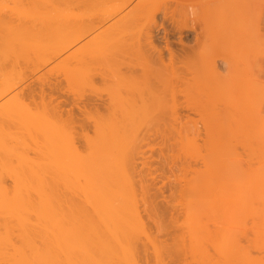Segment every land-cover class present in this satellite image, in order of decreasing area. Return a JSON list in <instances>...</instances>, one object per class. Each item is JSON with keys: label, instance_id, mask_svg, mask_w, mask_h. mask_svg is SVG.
I'll return each instance as SVG.
<instances>
[{"label": "bare ground", "instance_id": "6f19581e", "mask_svg": "<svg viewBox=\"0 0 264 264\" xmlns=\"http://www.w3.org/2000/svg\"><path fill=\"white\" fill-rule=\"evenodd\" d=\"M16 1L17 0H13V3L12 2L11 3L14 5V10L18 11V8L15 7V4H17ZM27 1L28 0L25 1L26 2L25 4H27V6H28V4H32L33 7H35V9L34 8H31V9H33L34 11L37 8L39 9L43 4H45L44 6H47V4H48L49 9L46 7L44 9H47L48 11L52 9V12H50V14L47 16H42L43 14H39V13H41V12H39L38 13L39 16H37V14H35L32 10L35 17L33 15H28L29 13L28 14L25 13L27 15L23 16L24 18H19V17H21V15H25L23 13H24V10H26V9H24V10L21 9V11H23V13L19 9V11L21 12L19 14V11H18V13H16V11L14 12V10H13V12L7 13V12L3 11L5 9L0 8V69H1L0 70V76H3L4 72H5V71H2V68H3V70H4V68H7L5 66L6 65L5 62L10 60L11 64L8 63L10 65V67H12L16 61H17V63L19 62L17 59H14L15 58L14 55H18L19 54L18 52H23V51H21L22 49L20 50V48H19L20 46H18V42H19L18 41L19 36L17 37L18 33H21L24 31L26 34V31L30 32V30H34L36 27H38V28L41 27L42 29H45L47 31V35H48V32L52 33L51 32L52 30L57 31L60 36L59 37L55 36L56 39L53 38L52 41H50L51 40L50 37L51 36L53 37V34L47 39L48 36L44 32L45 30H43V31L41 30L42 33L44 32V34L38 33L40 31V29L38 32L36 30V33L41 34V35L36 37L37 39L39 37L41 38L42 36L45 35L44 41L42 39L43 37L41 39L39 38L38 40H36V42L37 41L40 42V40L42 41V43L37 42V44H38L37 49H39L43 45H44L43 50H45L44 48H46L47 50L51 49V52H50V50L48 52L49 54L45 53V51H47V50L44 51V53L47 56V57H45V55H44V57L46 59L44 58V60H43V59H41L42 57L40 58V56H39L40 61H43V63H40L39 65H41L42 67L44 66L43 68H45V60H46V64H49L51 62L52 63L55 62V64L58 63L61 65L60 69L62 70V73L58 71L62 75L60 77L61 80L59 83V85H60L59 86V92H58L59 96H60L59 98L61 100V106L65 107V108L69 107V109H70V110H68V109L64 108L65 110L68 111V112H65V113H67L65 115H70L73 110H77L78 111L77 113H80L81 116L83 115L84 118L82 117V120L84 119V121L87 122V124H88V122L91 123V125L93 124L94 125L93 127L96 128L97 131L93 128V132L95 131L93 134L95 136L93 137L92 135H90L91 139H90L89 135H87L89 133H87V134L82 133L83 134L82 136H84L83 140L85 141V143L87 140L91 141L92 139H94L93 141L86 143L87 150L85 149V152L88 151V153L85 154L86 155L85 158L83 155H81V151L78 150L76 148V146L72 148V146H74L75 143L72 144V142L69 141V139H70V138L68 139L69 134L67 137L62 136V137H64L63 141L65 142L67 140L68 142H70V144L72 146H69V143L67 144L68 146L63 144L62 150H59V151H62L61 153H59V154H61L62 157H60L59 154H58V156H59L58 159H57V157H54V158H56V160L54 161V164L51 166H53L52 168L55 170L56 173L53 172L52 170H50L51 168H49L48 165L45 164L46 166L43 167L41 164V168H43V171L45 169V172H48V171L50 173L53 172L52 175H55V177H51V178L55 179L54 180L55 182L51 181L50 180L51 178L49 179V177L51 175L50 176L48 175V180H49V182L51 181L50 183H52L53 187L55 185L54 189H58V191L57 190L56 191L59 192V193H57V196H59V197H57L56 194H53L52 197H50V196L45 197V195H44V198H43V196H42L44 194L43 191L45 189L46 190L49 189V191L52 189V188L51 189L49 188L51 186L50 183H48V180H47V183H45L46 181L43 182L44 184L41 183L38 180V179H40V177H37L38 179L36 178L39 182L35 181L36 180L35 177L37 175L38 176L40 175L39 170H38L39 174L34 172V170L36 168V167L34 168V166H35L34 164H36V163L32 164L33 166L30 163V165L32 166V169L34 168V170L31 169L30 172H33V174L35 173L34 175L32 173L31 174H25V172L26 173L29 172L28 167L30 168V165H29V163L27 164V162H25V163H26V165H29V166H26L28 169L27 170L28 172L24 169L25 166L22 168H20L21 165L19 167H17V164L19 165L22 163V162L17 163V164L14 163L15 160H13V159H16L15 162H18V160H20V159L16 158L18 154L16 155V157L13 156V154L9 155L8 153H10L11 150L7 149L8 143L14 142L11 139V138H13V136L10 135V137H9V134L11 132L10 130H12V128L8 126L9 131H10L7 133L8 136L6 135V132H5L6 129L4 132H3V130H0V135L3 136L2 138H0L1 139L0 145H3L1 148L2 150L4 149L3 155L6 154V155H4L5 157L2 156V159L6 158L7 156L9 157V158L7 157L8 159L7 158L4 159L5 161L1 160L0 163L7 162L8 160H9V162H11V159L13 161L12 164L9 162L7 163L8 167L5 166L6 163L2 165L3 168L4 167L6 169L8 168V170H6L5 168L2 169V166L0 165V167H1L0 168L1 169L0 174L2 173L1 171L6 170L2 174H4V173L7 174L8 178H9V175L12 179L14 177V179H13L14 184L11 183V184H13L12 187L14 188V189L12 188L13 189L12 193L7 192L8 193L7 194L5 192L6 189H8L7 188L8 186L6 187L4 185V183L2 185H0V187H2L3 185L6 187L5 190L3 189L4 186L2 187L3 190L0 189V217L4 214V216L2 218H3V220L6 219L5 223L7 221V218H8V220L10 218H14L15 221H13L14 219H11L12 222H11V220H10V222L11 223L16 222L17 225H20V227L19 226L17 227V225L11 226V223L7 221L8 224L4 223L6 227L3 226L4 231L6 233H4L3 230H2L3 232L0 230V232H2V234L0 233V235H2L0 237V264H92V262H94L95 260L94 259L92 260L91 256L95 254L93 252V251H95V249L92 250L94 245L92 244L93 239L91 238L92 232L90 233V230H91L90 227L93 225V221L95 223L98 222V219L95 220L96 218H93L95 213H98L99 218L101 217V219H99V220H101L100 223L103 222L105 225H107L108 222L114 223V225L118 223V225H117L118 228L115 225V227L112 228V230L116 229V228H117L116 231H118V229H121V230L124 229L122 231L119 230L118 233L121 232V235H123L125 238H126L125 235H127V236L130 235L131 237L134 235V237H132V238H135V235L137 236L136 233H138L137 231H139V229L142 230L141 228L137 227L139 225V223H141V222L140 221L138 222L139 219L137 220V217H139V216H137V213L135 214L136 211H134L135 210L134 207H133L132 213H131V211H127V209H128L127 206L125 207V204L130 206V208L128 209V210H130L132 208L131 204H133V205L135 204V203H133V202H135V200L133 202H131L132 201L131 196H129V198L127 197L128 198L127 200L124 197V196H128V194L131 195V193H132V191H129L132 188L129 189L130 186L126 187V186H128V183H127V181L125 182V180H124V178L126 179L127 178L126 176L129 174L127 173L126 176L124 175L125 177L122 176V178H123L122 180H120V179L118 180V181H121L120 183H122V181H124V183L127 184V185L125 184L126 186L124 185V188L126 187L125 189L126 190L128 189L127 190L128 192L126 193V195H125L126 191L122 188L121 189L123 190V192L125 191L124 193L122 192L124 196L122 195V193H119V195L122 196L121 202H124V200H126V202L124 204L122 203L123 206L122 205L120 206L122 208V211L126 214V212L124 211V209H125L128 213L129 212L131 213V214L130 213L126 214V215H128V219L130 217H131L130 219H132V221H130V222L128 220V222L130 224L126 221V223H128L127 224L128 226L123 227V225H125V224H123V223H125V221L123 222L121 219L116 217L119 212H120L119 214L122 213V216L124 215V213L121 211V208L119 209L120 210L119 211L118 207H117V209H115V207H114V203H116V201H118V199H120L119 197L116 198V196H118V195L115 193L116 195L114 194V196H112L115 199H113L112 197H111L112 199H110L109 196H111L113 194L112 191H110V192L107 191L108 193L105 192V190H107V189L112 190V188H109V187L113 186L115 188V186L118 185L117 180H116V179H118V177H116V175H118V176L121 175L119 173L122 171L121 169H123L121 167L124 166L123 164H125V162L127 163V161H125V160L129 159L127 154H126L127 149H128L127 147L129 146V144L126 145L125 142H124L125 144L123 143L124 147L127 148V149H125L124 147H122V145H123L122 143H120V142L117 143V141L123 142L125 140V137H126L125 141H127V139H129V138H127V136L123 137L122 134L120 133L121 132L120 130L122 129V132H123V129L127 127L128 129H130V130H128L129 132L126 129V131L129 133V135L126 131H125V133H127L128 136H131V133H133V132L130 133V131L132 129L134 130L135 129L134 127L139 128L138 126H140L141 124H144V123H141V122H144L142 119L144 112H147V110L151 111V110L155 109L154 107H156V106L157 107L162 106L164 108H167V106H169L168 108H170L171 107L170 104L175 106L174 102H177V101L173 102V99H174V97H173L174 94H172L173 83L170 80V76H169V78H165V76H164V74H166V77H167V75H168L167 73H168V70L170 68L174 69L173 65L174 66L177 64L181 65V63L184 64V62H185V65L187 66V71L189 70L190 74L194 75L195 78L198 77V80H200L202 78V76H203V78L205 77L206 79L208 77L210 80L207 79V81H210V82L212 81L213 83L212 82L211 83L213 85H216V83H217V86H218V84H221V86H222V83L224 82V81L222 82V80L224 79L223 78L224 75L227 74L226 77L228 76V78H230L231 77L230 75H232V74H230V72L233 73V71L236 70L234 58L236 56L235 54H237L236 52L238 51V49L240 47H242V43L245 44V45H243V47L246 46L247 44H249L247 47H248V50L251 52V54H255V52L252 53L253 49H255L254 51L257 50L258 56H264V0H176L175 2H172L173 0L172 1L167 0L168 2L170 1L172 3H168L165 0H44L45 3L43 1H41V3H39L40 0H38V3L36 0L35 1L29 0L30 1V2L28 1L29 3ZM18 2L21 3L22 1L20 0ZM46 2H47V4H46ZM23 4L24 3H22V5H20V6L22 8L23 7L26 8L25 6H23ZM37 4L38 5L41 4L40 7ZM32 5L30 7H32ZM34 5H37V7ZM30 7H27V9H29ZM44 9L42 8V11ZM38 11L39 10H37V12ZM251 11H253V12L255 11L254 14L256 16H252V17L253 18L255 17L254 20L256 21V24H255L256 26L254 28L253 25H250L253 27V29L251 28L250 30H252L254 32H252V31L248 32L247 31L248 32L247 36L250 35V38L252 39V37H254L255 40L253 39V41H248V43H247L246 40L247 39L249 40V37L248 38L246 37V40L241 42V39H243L244 35H246V34H243V36L241 38V35H242L241 33L245 32V29L247 28L246 26L249 24H254V23H250V21L247 24L246 22L248 20L245 21L251 15H254L251 13ZM30 12H31V10H30ZM15 13L17 15H14ZM33 13H30V14H33ZM45 14H48V12ZM159 15H162L161 20H158ZM14 16L17 18H15ZM254 20H251V21L253 22ZM245 24H246V26H245ZM244 26L246 27L245 29L242 28ZM241 28L244 29V32L241 31L242 30ZM239 29H240V31H239ZM33 32H35V31H33ZM33 32L31 31V33H33ZM239 33L241 34L240 36H239ZM25 34L23 33L22 35H25ZM33 34H35V33H33ZM31 35L32 34H30V36ZM56 35H58V34H56ZM30 36H29V39H31ZM171 36L177 37L176 41H174L172 45L170 43V41H171L170 39L172 38ZM32 38H34V37H32ZM36 38H34V40ZM45 38L47 40H45ZM258 38H259V40H258ZM58 39H59V42H58ZM160 40H162V42H164L163 47L160 45V43H162ZM16 41H17V46L15 43ZM46 41H47V43H46ZM25 42H26V40H25ZM29 42H30V40H29ZM32 42L34 45L36 44L34 41H31L30 43H32ZM56 42H57V44L58 43L59 44L58 45L55 44L56 45L55 46L54 43H56ZM23 44H26V43H24V41H23ZM47 44H51L52 46L47 45ZM174 44L176 46V47L174 46L175 50H174V48L173 49L171 48V46H173ZM19 45H20V43H19ZM21 46H22V44H21ZM45 46H48V48ZM50 46H51V48H49ZM250 46H251V48L249 49ZM255 46H256V48L258 46V48L256 49ZM22 47H25V46H22ZM30 47H31V49H30ZM30 47H28L29 50H32V46H30ZM52 47L54 48V50H52L53 49ZM252 47H253V49H252ZM28 48H27V50H28ZM16 49L19 51H17ZM41 49H42V47H41ZM242 49H244V48H242ZM245 50H246L245 54L248 53V50L246 48L244 50H241V48H240L239 51L242 52ZM16 51L18 54L15 53ZM32 51H35V49ZM32 51H31V53H32ZM40 52L43 53L42 51H40ZM165 53H168L167 55H169L167 58L165 57ZM37 54H34V55L37 56ZM248 54H250V53H248ZM19 56H21V55H19ZM17 57L18 56H16V58ZM22 57H24V56H22ZM10 58L12 60H15V62H13ZM21 58L19 60H21ZM26 58H28V56ZM32 59H35V58H31V60ZM167 59H168V61H167ZM26 60H28V59H26ZM36 60H38V58ZM22 61H25V58H24V60L22 59ZM29 61H27V63ZM187 61H189L190 64ZM31 62L34 63V60L30 61L29 63H31ZM17 63H15V64H17ZM23 63H26V61ZM34 64H37V61H35ZM42 64H44V65H42ZM55 64L53 66H57ZM233 64H234V68H235L234 70H233ZM9 65H8V67H9ZM185 65H183V67H185ZM14 66L12 68V71L10 68H9L10 70L5 69L9 73H7V71H6V74L4 75V77L1 78L2 80H0V129H1V127L4 126V124H3L4 122L7 123V121H8V123H9V120L16 118V116L14 118L13 115L25 114V111L23 110L22 104L26 103V99H25V101L23 100L24 101L23 102L22 96L24 97V95H23L24 93L27 94V92H24V90L28 89L30 86L26 87V85H25L24 87L21 88L19 85L22 84V82H24V80H27L28 76L26 77V79H22V77H21L20 80L22 79L23 81L21 80L22 82H20V83L18 82L19 84L16 82L19 87L16 86L15 81H16V79L18 81V79L20 77L19 75L20 74H21V76L23 75V78L26 75L20 73L21 70L19 71L18 68H17V72L15 74L14 69L16 70V68H14ZM16 66L18 67L19 65L17 64ZM41 66L38 68H42ZM51 66H52V64H51ZM51 66H48V68ZM38 68L36 70H38ZM34 69H35V67H34ZM34 69H33V67L31 69V71L32 70L34 71L33 75L35 73H37L36 70H34ZM54 69H56V68L53 67V71H54ZM179 69H181V67ZM184 69L186 70V67ZM42 70H44V69H42ZM176 70H177V68H176ZM185 70H184V73H186ZM31 71H30V73H32ZM18 72L20 73L19 75H18ZM51 72H52V70H51ZM56 72H57V70H56ZM182 72L180 75H182ZM189 72H187L185 75H187ZM40 74H42V73H40ZM57 74L58 73H56V75L54 74L56 78H57ZM228 74H230V75H228ZM15 75H17V76H15ZM46 75H47L46 77H49L48 73H46ZM51 75H52V73H51ZM172 75H174V73H172ZM185 75H183V76H185ZM199 75L201 76V78H199ZM5 76H7V77H5ZM37 76H39V74ZM58 76H59V74H58ZM8 77L12 78V79H9ZM50 77H52V76H50ZM180 77H182V76H180ZM5 78H6V80H4ZM30 78H28V79H30ZM43 78H45V77H43ZM184 79H185V77H184ZM7 80L10 81V83ZM3 81H4V83H3ZM5 81H6V83H5ZM36 81H37V79H36ZM40 81H42L41 77H40ZM176 81H177V79H176ZM220 81H221V83H218ZM1 82H2V85H1ZM225 82H226V80H225ZM227 82H228V80H227ZM227 82H226V88L228 87ZM252 82H251V86L254 84V80ZM259 82L256 81V84ZM204 83H206V81ZM224 84H223V86H224ZM47 85H48L47 87H49V89H50V87L53 88L52 87L53 84L49 83ZM204 85L206 86V84H204ZM2 86H3V88H2ZM42 86H43V84H42ZM188 86H190V85H188ZM254 86L255 85H253V87ZM257 86H258V84H257ZM17 88H18V90L19 89L20 90L17 91L16 90ZM55 88H56V85H55ZM55 88H53V89H55ZM183 88H186V87H183ZM192 88L193 87H191V89ZM188 89H189V87H188ZM251 89H253V88H251ZM256 89H258V88H255L254 90H256ZM40 90H43V89H40ZM182 90L183 89H181V91ZM254 90H252V91H254ZM263 90H264L263 88L261 91L257 90L259 93L258 96L260 95V97H262V99L264 97L261 95V93L263 94ZM14 91H17V93L14 96L10 97ZM187 91H185V92H187ZM40 92H39V95L41 94ZM43 92H44V90H43ZM31 93H33L34 95ZM31 93H30L31 97L35 96V92H31ZM251 95H250V97H251ZM175 97H176V95H175ZM251 98L249 100H251ZM189 99L191 100L190 97H189ZM18 100H20V101H18ZM28 100H30V99H28ZM183 100H184V98H183ZM185 100H187V99H185ZM263 101H264V99L262 100V102ZM44 102L46 103L45 100H44ZM262 102H260L261 105H262ZM29 103H31V102H29ZM34 103L36 104V102H34ZM34 103H33V105H35ZM43 103H41V105ZM45 103L43 104L44 107H45ZM187 104H189V103H187ZM193 104L194 103H192V105ZM50 108H51V106L49 108H47V106H46L47 110H50ZM199 108H198V110H199ZM259 108H260V106H258V108L255 109L256 111H254V112H255V115L258 113L257 114L258 117H261V116H259L261 114V111H260L261 109H259ZM25 109H27V108H25ZM29 109H31V107H29ZM38 109H40V108L39 107L37 108L36 113L38 112V114H39V111L42 108L40 110H38ZM173 109L171 107L169 110L173 111ZM186 109H188V108H186ZM43 110H45V108L42 109V111ZM166 110H168V109H166ZM166 110L161 109L160 112L166 111ZM34 111H33V113H35ZM42 111H40L41 118H40V115L38 116V118L41 119V120L39 119L40 121H44V118H42V116L43 117L45 115L50 116V114L44 115L43 113L46 111H43V112ZM149 111L146 114L151 115V113ZM194 111H195V109H194ZM20 112H23V113H20ZM92 112H94V114H96V116H93ZM26 114H28L27 116H30L31 119L35 120V116L30 115L29 112ZM54 114H55V112H54ZM62 114H63V111H62ZM257 115H256V117H257ZM23 116L24 115H22L21 117H23ZM36 116H37V114H36ZM49 116L48 117L46 116V119L49 118V120H50L51 117H49ZM72 116L73 115H71L70 117L66 116L67 117L66 120H68ZM25 117L26 116H24V118ZM79 117H80V115H79ZM145 117H146V115H145ZM148 117L151 118V116H148ZM175 117H173V118H175ZM262 117L264 118V115ZM9 118H11V119H9ZM59 118H61V117L59 116L58 119ZM189 118H190V116H189ZM29 119L27 121L30 122L31 119L30 120ZM78 119H80V118H78ZM78 119H77V121H78ZM3 120H5V121H3ZM70 120H73V118H71ZM82 120H79L78 122L80 123V121H82ZM14 121H16V120H14ZM24 121H26V120L24 119ZM61 121L62 120H60V122ZM147 121H148V119H147ZM172 121H174V120H172ZM11 122H13V121H11ZM16 122H15V124H16ZM22 122H23V120H22ZM72 122H75V121H72ZM1 123L3 124V126ZM36 123H34V124H36ZM48 123H49V121H48ZM62 123L65 124L63 121L61 122V124ZM139 123H141V124H139ZM17 124H19V123L17 122ZM43 124H44L43 126L46 127V125H45L46 123H43ZM57 124L58 123L56 122V125ZM63 124L61 126L62 128L60 127V129H63V131H64V128H63L64 125ZM120 124L125 125V127L123 128V126H121ZM5 125H8V124H5ZM48 125H50V124H48ZM56 125H54V127ZM71 125H74V124H71ZM118 125H119V127H117ZM11 126H13V131H14L15 130L14 127L17 125H15V126L11 125ZM22 126H25V125H22ZM27 126H29V125H27ZM36 126L33 125L34 128ZM51 126H52V124H51ZM58 126H59V124H58ZM113 126H114L115 130L112 128ZM5 127L6 126H4L3 129ZM18 127L19 126H17L16 128H18ZM33 127H31L32 129L30 128L29 131L33 130L34 129ZM40 127H42L41 124H40ZM98 127H100L102 129V132H101V129ZM102 127H104V128H102ZM107 127H109V128H107ZM120 127H122V128L120 130H118V134H117L116 130H117V128H120ZM48 128H49V126H48ZM110 128H112V129L109 130ZM140 128H141V126H140ZM51 129H53V128H51ZM72 129H73V127H72ZM103 129H104V131H103ZM105 129H108L107 130L108 133L105 131ZM263 129H264V127L261 129L262 130L261 132L264 134ZM20 130H22V129H20ZM44 130H46V132H45L46 134L44 133L45 135H48L49 132L53 131V130H49V129H48L49 130L48 131L47 128ZM58 130H59V128L57 129V132H58ZM189 130H190V128H189ZM26 131H23V133L25 134ZM33 131L37 132L36 130H33ZM38 131H39V133H41L39 129H38ZM63 131L61 130L62 133H63ZM98 131H100L104 135V137L102 134H101L102 136H100L99 135L100 133ZM109 131H111V132L114 131V133L116 132V136L114 135V133H111ZM34 132H32V134ZM42 132H44V131H42ZM57 132L55 130V133H57ZM61 132H58V133H61ZM66 132L71 134V132H68V130H66ZM104 132H106V135ZM134 132H136V131H134ZM257 132L255 133V135H257ZM13 133H11V134H13ZM260 133H258V134H260ZM2 134H4V135H2ZM18 134H19V137L20 136L22 138L26 137V135L22 136L23 135L22 133L21 134L18 133ZM28 134H31V133L28 132ZM51 134H50V136H51ZM107 134H109L108 138H107ZM112 134L114 136H112ZM170 134H171V131H170ZM263 134L261 136H263ZM14 135H16V133ZM71 135H73V134H71ZM71 135H70V137H71ZM85 135H87V137L89 139H87V137H85ZM110 135L112 136L111 138H109ZM123 135H124V133H123ZM134 135L135 134L133 133L132 138ZM255 135H254L255 139L262 138L258 135H257L258 137H256ZM32 136L35 137L36 135L34 134ZM50 136H49V139H51ZM182 136H184V135H182ZM4 137H6L7 139H5ZM14 137L17 138V135ZM30 137H31V135H30ZM38 137H36V138H38ZM40 137H42V139L44 138L43 142L40 143V144H42L45 141V137L44 136H40ZM51 137H53V136H51ZM101 137H103V138H101ZM134 137H136V135ZM53 138L52 139L56 141L58 139V135H57V138H55V137H53ZM65 138H66V140H65ZM113 138L115 139V141ZM120 138H122V139H120ZM142 138H143V136H142ZM182 138L180 137V139H182ZM187 138L190 139V137H187ZM2 139L5 141L6 144H4V141H2ZM9 139H10V141L7 143V140H9ZM47 139H48V137H47ZM102 139H104V140H102ZM112 139H113L112 142L114 144L115 143L120 144L122 149L124 148L126 150V152L123 151V153H122L121 152L122 149L120 148V146L115 147V148H117V149L119 148L121 150V151H119L120 153L116 152L117 154H120V155H118V158L120 159L122 154H126L125 157L127 159H125V157L124 158L122 157L123 160L121 161V159L119 160L118 158H116V156H117L116 155V156H114L116 160H113V154H114L113 152H115V151H113L114 149L112 147L116 146L117 144H115V145L113 144L114 146H111L112 142H110V141ZM118 139H120V140H118ZM59 140H62V139L60 138ZM59 140H58V142H60ZM83 140L81 142H83ZM130 140H131V138H130ZM20 141L21 140H19L18 142H20ZM36 141H38V139ZM47 141L45 144H42L40 146H42V148H44L43 145H46ZM55 141H53V142L55 143ZM94 141H96V142H94ZM103 141H106V144ZM2 142H3V144H2ZM18 142H14L15 146H17L16 143H18ZM54 143H52V145ZM94 143H96L95 145H97V148L100 146L102 149H104L103 146L105 148H106V146H108L106 148V151H107V149L109 150V148H110L109 144H110V146H111L110 150L113 152H110V151L106 152L104 150L103 151L104 153H102V149L99 148V149H101L100 150L101 152L97 153L98 150H96L95 146H94L95 147L94 150H92L90 148V147L94 148L93 147ZM55 144H57V143H55ZM90 144H91V146H88ZM4 145H6L7 147ZM9 145L12 148L14 147L13 143H11V144L9 143ZM23 145L22 144L20 145L21 148L19 150L17 149V147L19 145L16 147V149L18 150V153L21 151L23 152L24 148H23V150H21ZM47 145L49 146V144H47ZM58 145L60 147L61 143ZM10 146H9V148H10ZM35 146H36V144H35ZM37 147L41 148L39 146H37ZM81 147H83V146H81ZM81 147H80V149H81ZM38 148H36V149H38ZM42 148H41V150L44 151V149H42ZM54 148H56V147L50 148V149H53L51 151L54 152V150H55ZM1 149H0V155H2ZM16 149H15V147L13 149L15 151V154L17 152ZM56 149H59V148H56ZM75 149L80 151V154ZM82 149H84V148H82ZM7 150H9V151H7ZM46 150L49 151V149H45V151ZM6 151H7V153H6ZM14 151H12V152H14ZM36 151H38V150H36ZM47 151L44 153H48ZM116 151H118V150H116ZM91 152H94V154L96 152L97 153L95 155L96 157ZM110 153L112 154L111 157H109ZM33 154H34V151H33ZM52 154H56V153H52ZM82 154H84V153H82ZM101 154H103V155H101ZM107 154H108V156H106ZM21 155H24V154L22 153L19 156H21ZM80 155L82 157H80ZM11 156H13V157L10 159ZM41 156H42V154H41ZM90 156H92V157L90 158ZM93 156L95 158H93ZM105 156L108 158H106ZM122 156H124V155H122ZM25 158H27V157H25ZM48 158H49V156H48ZM48 158H46V159L48 160ZM88 158H89V160H88ZM46 159H44V160H46ZM22 160H23V162L25 161L24 157ZM38 160H40V159H38ZM41 161H43V160H41ZM119 161H120V163H118ZM129 161L130 160H128V162ZM121 162H122V164H121ZM45 163H47V162H45ZM10 164L12 166H9ZM13 165H14V167L18 168V170H20V169H23V171L25 170L24 175H22L23 171H21V170H20L21 173L19 174L18 170H16V168H14ZM120 165H123V166H120ZM126 165L127 164H125L124 168L127 169L128 165L127 166ZM22 166H23V164H22ZM36 166H38V165H36ZM39 167L40 166H38L37 168H39ZM46 167H48L49 170H47ZM116 168H121L120 169L121 171L119 169H116ZM13 170L16 171V173ZM9 171H10V174H9ZM125 171H127V170H125ZM6 172H8V173H6ZM45 172H43V174ZM117 173H119V174H117ZM2 174H1V179L3 178ZM26 175L29 176L27 179H29L30 176L33 175L30 179L35 182V183L33 182L34 185L32 184L34 188H31L30 185H29L30 187L28 186L29 189H31L30 191L34 192L33 189L35 190V188H38L39 192L37 191V189L35 191H37L38 194L40 193V195L42 196L41 199L43 198L45 201V198H47L46 199L47 201L45 203H43L44 201L42 202L41 200H39L40 195H39V197L36 195L39 198V199H37V201L39 200L38 203L40 204L41 210L39 209V207L36 206L37 201L36 202L34 201V203H31V202H33L34 198L35 199L37 198L34 196L35 194L33 195V193H31V192H27V190L29 191V189L28 188L26 189L25 186H21V185L19 186L18 185V184H21V182H23V181H24V183H22V185L25 184L26 179L23 178L24 180H22V178H20V177H23ZM107 175H112V178L114 180V184H113V180H109L110 183H108L109 182L108 179L109 178L111 179V176L108 177ZM40 176H42V175H40ZM46 176L47 175L45 174V177ZM33 177H34V179H32ZM11 178H10V180H11ZM44 178L43 179L41 178V181L45 180ZM1 179H0V181H1ZM20 179H21V181H20ZM26 183H27V181H26ZM31 183H32V181H31ZM37 183H39V184L41 183L39 185V187H41V186L45 187L46 184H47V186L48 185L49 186L48 187L46 186L44 190H43V187H41L42 190H40L39 187L37 186ZM115 183H117V184H115ZM120 183H119V186H120ZM109 184H111L112 186ZM15 185H16V187H14ZM106 185H109V187L107 188ZM129 185H131V184L129 183ZM19 187H21V188L25 187V189H21ZM118 189H120V187ZM24 190H26L25 192H27V193L23 192ZM9 191H11V188ZM53 191H52V193H53ZM56 191H54V193H56ZM103 192L106 193V196H105V194H103ZM129 192H131V193H129ZM28 193H31V194L29 195ZM34 193H36V192H34ZM109 193H112V194L107 195ZM25 194H27L29 196V198L31 197L30 199H32V200H29V198H28V200H29L28 204L25 203L28 201L24 199V198H27V195H26V197H23V196H25ZM45 194H47V193H45ZM48 194L46 196H48ZM31 195H33V196H31ZM54 195L58 199L55 197H54L55 199H52ZM78 195L83 196L82 198H84L85 200L81 199V200H83L82 203L85 202L84 204L85 205L87 204L86 206H88L91 213L95 212L94 214H92L93 217L89 212H87L89 210H87V211L85 210L87 213H85V212L79 213L80 211H78V209L80 207L76 202L77 200H75ZM97 195H99V196H97ZM107 196L109 198H107ZM32 197H34V198H32ZM123 197H124V199H123ZM133 198H135V197H133ZM56 199L59 200V202L56 201L57 204L51 203L52 200H54V202H55ZM129 199H130V201H129ZM48 200H51L50 201L51 204L49 203ZM40 201H41V203H40ZM42 203H43V205H42ZM82 203H80V204H82ZM118 203L119 204L116 206L120 205L119 201H118ZM128 203H131V204H128ZM30 204H31V206H30ZM39 204H38V206H39ZM50 205H52V207L56 205V207L59 208V212H58V210L57 211L54 210L55 212L52 211L53 208ZM83 205L80 208L82 210L84 209ZM33 206L35 208L37 207L36 210L39 209L38 210L39 213H38V211H36L38 214L35 212L38 216L41 217V218H39V220H37L38 219L37 215L34 214V209H32V210L30 209V208H33ZM114 209L119 211V212L117 211V214H115V216L113 215L114 211H115ZM50 210H51V213H50ZM41 211H42V213H41ZM25 212L31 213L32 215L33 214L36 215L35 219L37 222L33 221L31 226H33V224L35 223L34 228L30 227L31 229L33 228L35 230L43 222L46 223V224L45 223L42 224V226H43L42 230H40L41 227H40V229H37L40 231L35 230V231L31 232V230H30L31 234L33 232H35V233L37 232L39 235L37 233H36V235H38V236L31 237L30 234L27 232L26 229H27V223L28 222H26V221H28V219L31 218L32 215L30 216V214H29V217H28L27 213H25ZM6 213L8 215H6ZM82 213H83V215H82ZM24 214H26V215H24ZM42 215H43V217H42ZM5 216H6V218H5ZM9 216H11V217H9ZM96 216H97V214H96ZM122 216H120V218L123 219L124 217H122ZM134 216H136V217H134ZM115 217L117 220L115 219ZM118 217H119V215H118ZM42 218L44 219V221ZM25 219H27V220H25ZM41 219H42V221H41L42 223L40 222ZM125 219L127 220V217L124 218V220ZM83 220H85V221H83ZM38 221H39V223H38ZM116 221H117V223H115ZM133 222H135V223L138 222V224L136 223L137 224L136 228L138 230H136V228H135V231H134L135 226H132L134 233L131 230L132 228L128 229L129 225L131 226V223H133ZM121 223L123 224L122 227L120 225ZM7 225H8V228H7ZM12 225H15V223H13ZM28 225H30V224H28ZM1 226H2V224H1ZM10 226H11V228L16 227V228H13L14 230L17 229L15 236H14V230H13V233H11L13 236L11 237V234L9 233L10 231H12V230H9V229H11ZM35 226H37V228ZM108 226H110V228H111V224ZM108 226H105V229ZM45 227H46V229H45ZM93 227L94 226H92V229H93ZM30 228H28V229H30ZM108 228H107V230H108ZM126 228L128 229V231L130 230L129 231L130 233L132 232L131 233L132 235L128 234ZM1 229H3V228H1ZM7 231H9V232H7ZM87 231H89V232H87ZM116 231L115 232L110 231V232H114L113 234L111 233L113 236H114V234L118 237L121 236L120 234H116ZM93 232H95V231H93ZM3 233L6 235L3 236ZM35 233H33V234H35ZM43 234H44V238H42L40 236ZM95 234L96 233H94V235ZM7 235H9V236H7ZM94 235H92V237ZM108 236H109V234H108ZM130 236H128V237H130ZM2 237H3V239H1ZM37 237L40 239H38ZM110 237H111V235H110ZM128 237L126 239L131 240V237L130 238H128ZM114 238H115V236H114ZM118 239H119L118 241H120V237ZM122 239L123 238L121 237V240ZM39 240H40L41 245L39 244ZM132 240H134V239H132ZM36 241H38V242H36ZM116 242H117V240H116ZM95 243L98 244V242H95ZM104 247L106 248V246H104ZM118 248H119V246H118ZM257 248L259 250V252H258L259 255L261 254L260 252H262V251L264 252V244L262 242H257L256 250H257ZM103 250L106 253L105 255H107L108 252H106V251L108 249L103 248ZM99 251H102V250H99ZM104 251L101 252V254L104 255ZM115 251H116V249H115ZM117 251H118V249H117ZM255 252H257V251H255ZM259 255H257V256L259 257ZM262 256L263 257L253 258V257H251V255L241 253L239 255L238 264H264V254ZM108 257H109V255H108ZM105 259H107V258H105ZM100 260H102V259H100ZM99 263H100V261H99Z\"/></svg>", "mask_w": 264, "mask_h": 264}, {"label": "rangeland", "instance_id": "374dc122", "mask_svg": "<svg viewBox=\"0 0 264 264\" xmlns=\"http://www.w3.org/2000/svg\"><path fill=\"white\" fill-rule=\"evenodd\" d=\"M18 1H20V0L16 1L17 4L18 3L19 4L18 5L15 4V7L18 8V11H19V9H20V11H21V9L22 10L26 9V10H24V13H23V11H21L23 14L29 13L28 15H33L35 17L34 13L37 14V16H39V14H43L42 16H47L50 14V12H52V9L49 11L47 9H44L45 7L48 8L47 2H46L47 6H44L45 4H43L41 6L45 11L44 10L42 11V8L40 7L41 4H39V5L37 4L40 8L39 9L37 8L35 10L36 11L35 12L33 9H31V8L35 9V7H33L32 4H28V6H27V4H25L26 0H21L22 1L21 3ZM33 1H35V0H33ZM36 1L38 3V0H36ZM41 1L44 2V0H40L39 3H41ZM165 1H167V0H165ZM170 1H172V0H170ZM170 1L169 2L167 1V2L172 3V2H175L176 0H173L172 2H170ZM11 2L13 3V0L12 1L11 0H7V1L6 0H0V8L5 9L3 11H5L7 13L13 12L14 5ZM22 3H24L23 6H25L26 8H24V7L22 8L20 6V5H22ZM31 5H32V7H30ZM37 5H34V6L37 7ZM27 7H30V8L27 9ZM30 10H31V12H30ZM32 10L34 13L32 12ZM37 10H39V11L37 12ZM15 11L16 10H14V12ZM18 11H16V13H18ZM20 11H19V14L21 13ZM39 12H41V13H39ZM47 12H48V14H45ZM254 12L251 11L252 14H254ZM16 13L14 15H17ZM30 13H33V14H30ZM27 14L21 15V17H19V18H24L23 16H26ZM252 16H256V15L254 14V15H251L250 17L248 16L249 18L246 17L247 19L245 18L246 19L245 21L248 20L246 22L247 24L249 23V21H250V23H254V24H249L247 26L245 24V26L247 28L245 26L242 27L244 29L246 28L245 32H244V29L241 28L242 29L241 31L244 33L240 32L242 35L239 33V36L241 35V38H242L243 34H246V35H244V38L241 39V42L245 41L246 37L247 38L249 37V40L248 39L246 40L247 43H248V41H253V39L255 40L254 37H252V39H251L250 35L247 36L248 32L252 31L250 29L251 28L253 29V27L255 28V26H256L255 25L256 21L254 20L255 17L253 18ZM15 18H17V17H15ZM161 19H162V15H159L158 20H161ZM250 19L254 20V21L252 22ZM250 25H253V27ZM39 29H40V31H39ZM36 30H37V32L39 31L38 33L44 34V32H45V34L47 35V31L45 29H42L41 27L40 28L36 27L34 30H30V32L28 31L30 34H32L31 36L27 31H26L27 35L25 34L24 31L21 33H18L17 34V37L19 36L18 46H20L19 48H20V50L22 49L21 51H23V52H18L19 53L18 54L17 51H19V50H17L18 49L17 48L16 49L17 51L15 53L18 55H14L15 53L13 55L15 56L14 59H17L20 63L19 62L17 63V61L15 62V60H12L10 58L13 62H15L19 65L17 67L16 66L17 64H15V63L13 64V66L14 65L16 66V67L14 66V68H16V70L14 69L15 74H16L17 68H18L19 71L21 70L20 73L26 75L23 78V75L21 76V74L18 72V75L20 74L19 75L20 77H19L18 81L15 78L16 79L15 83L16 82L17 83L22 82L23 81L22 79H26L27 76H28V78L31 77L30 79L27 78V80H24V82H22V84L19 85L21 88L24 87L25 85H26V87L30 86L28 89L24 90V92H27V94L24 93L23 94L24 97L22 96L23 99L21 98L22 101L23 100L25 101V99H26V103H25L26 105L22 104L23 110L25 111V114L13 115L14 118H15V116H16V118L9 120V123L11 121H13V122H11L12 124L11 123L9 124L8 121H7V123L2 122L4 124V126H6V127L3 129L4 126L1 123L3 127H1L0 130H3V132H4L6 129V131H5L6 135L8 132L11 131L9 134V137H10V135L13 136V138H11V139L14 142H18L19 140H21L20 142L16 143L17 146L24 144L23 145L24 147L22 146V149H21V150H23V148H24L23 152L20 150L24 154V155H21L22 156L21 157L19 155L22 153L21 152L18 153V150L21 148V146L20 147L18 146L19 147L18 148L17 146H15L14 142H9L10 139L7 140V143L8 142L10 144L13 143V146L15 147V149H16V147L18 149V150L16 149L17 152L15 154V151L13 150L14 147L12 148L8 143L7 149H10L11 152L14 151V152H12V153L10 152L8 154L9 155L13 154V156H15V157L18 154L16 158L20 159V160H18V162H15L16 159H13V160H15L14 163L17 164V163L22 162L19 165L17 164V167H19L20 165H21L20 168H22L24 166L26 167V166H29L30 163H31V165L36 163V164H34L35 165L34 168L35 167L37 168L38 166H40L37 169L35 168L36 171L34 170V168L32 169L33 165L32 166L30 165V168L28 167L29 170L27 169V167L26 168L24 167V169L26 171L27 170L29 171V172L27 171L28 173H26L25 170L23 171V169L19 168L21 171H23L22 175H24V172H25V174H31V173L33 174V172H30V170L32 169V170H34L35 173H37V174L40 173V175H42V176H40V175L38 176L36 174L37 176L35 175L36 176L35 179L37 177H40V179H38V178L37 179L41 183H43L44 181H46L45 183H47L48 175L49 176L51 175L49 177V179L51 177H55V175H52L53 172H55V170L52 168L53 166H51V165H53L54 161L56 160V158H54V157H57V159L59 158V156L62 157L61 154H59L62 151H59V150H62L63 144L67 145L69 143V146H72L70 144V142H72V144L75 143L74 146H72V148L76 146V148L81 151V155H83L85 158L86 157L85 154L88 153V151L85 152V149L87 150L86 143L91 142L94 139H92L91 141L87 140L85 143V141L83 140L84 136H82L83 135L82 133H84V134L89 133V134H87V135H89V137H90V135H92L94 137L95 135L93 133L95 131L93 132V128H94L93 126L94 125L93 124L91 125V123H89V122L87 124V122H85L84 119L82 120L83 115L81 116L80 113H77L78 112L77 110H73L70 115H65V114H67L65 112H68L65 109H68V110H70V109H69V107L68 108L62 107L61 106V100L59 98L60 97L59 93H58L59 92V86H60L59 83L61 80L60 77L62 76L61 75L62 70L60 69L61 65L58 63L55 64V62H53V63L51 62L49 64H46V60H45V68H43L44 66L42 67L41 65H39L40 63H43V61H40L39 56H40V58L42 57L41 59L44 60V58L47 57L45 53H48L49 50L51 52V49L47 50L46 48H44L47 51L43 50L44 45L43 46L40 45L42 47V49H41V47L39 49H37L38 48V44H37L38 41L36 42V40H38L40 37L38 39L36 37L41 35V34L36 33ZM41 30L42 31L45 30V31L42 33ZM31 31L32 32L35 31V32H33L35 34L31 33ZM239 31H240V29H239ZM51 32L52 33L48 32V35H47L48 36L47 39H48L53 34V37L52 36L50 37L51 40L49 39L50 41H52L53 38L56 39V37L60 36L57 31L52 30ZM252 32H254V31H252ZM23 33L25 35H22ZM56 34H58V35H56ZM29 36L31 37V39H29ZM44 36H42L43 38L41 37L43 39V41H44ZM32 37H34L36 39L34 40V38H32ZM171 37L172 38L170 39L171 40L170 43L172 45L173 42L176 41L177 37L176 36L175 37L171 36ZM47 39L45 38V40H47ZM25 40H26V42H25ZM29 40H30V42L34 41L36 44L34 45L33 42L30 43ZM258 40H259V38H258ZM23 41L26 44H23ZM160 41L162 42V40H160ZM40 42L42 43L41 40H40ZM40 42H38V43H40ZM58 42H59V39H58ZM15 43L17 46V41ZM19 43H20V45H19ZM46 43H47V41H46ZM21 44H22V46H25L26 48L22 47ZM51 44H47V45H51ZM55 44H57V42L54 43V45ZM160 45L163 47L164 42L160 43ZM243 45H245V44L242 43V47H240L241 50H244L245 48L248 50L247 46L249 44H247L244 47H243ZM30 46H32V50L35 49V51L29 50L28 47H30ZM51 46L49 48H51ZM174 46H175V44L173 46H171V48L172 49L174 48V50H175L176 46L175 47ZM45 47L48 48V46H45ZM27 48H28V50H27ZM240 48L236 52L237 54H235L236 56L234 58L236 70H234L235 68H234V64H233V70L234 71H233V73L230 72V74H232V75L228 74L231 77L230 78H228V76L226 77L227 74L224 75V77H223L226 80V82L228 80V82H227L228 87L227 88H226V82L224 79L222 80V82L224 81L222 83V86H221V84H218V86H217V83H216V85H213L212 81H211L212 83L210 81H207V79L210 80L208 77H207V79L204 77L206 79L205 80L203 78V76L201 78V76L199 75V78H201V79L198 80V77L195 78L194 75L190 74L189 70L187 71V66L185 65V62H184V64L181 63V65L180 64H177L175 66L173 65L174 69L172 68L173 69L172 70L170 68L168 70V73L166 72L168 74L167 77H166V74H164V76H165V78H169V76H170V80L173 83V88H172L174 91V92L172 91V94H174L173 95V97H174L173 102L174 101H177V102H174L175 106L172 104H170V105H171L172 109L175 107L174 108L175 110L174 109H173V111L169 110L171 108V107L168 108L169 106H167V108H164L162 106H160V107L156 106V107H154L155 109H153L151 111L147 110V112L149 111L151 113V115H148V114H146L147 112H144L146 117L144 114H143V117L141 116L143 121H144L141 123H144V124L139 123V124H141L140 125L141 128H140V126H138L139 128L134 127L135 129L134 130L132 129L130 131V133L133 132L136 135V137H134L135 136L134 135L133 138H132L133 133H131V136H128L129 135L128 130H130V129H128L127 127L124 128L125 125L120 124L124 128L123 132L121 129L122 127L117 128V130H116L117 134H118V130L121 129L120 133L122 134V136L123 137L127 136V138H129V139H127V141H125L126 137H125V140L123 142L117 141V143L120 142L123 144L125 142L126 145L129 144V146L127 147L128 149L126 147H124L125 143L122 145V147L127 149L126 154H127L129 159H127L125 157L126 154H122L124 156L121 155V157H120L121 161L123 160L124 157H125V159H127V160H125V161H127V163L125 162V164H127L128 167H127V169L124 168L125 164H123L124 166L120 165V166H123V167H121L123 169L116 168V169L122 170V171L120 170L121 172H119L121 174V175H119L120 177L115 174L116 177H118V179H116L118 185L117 186L114 185L115 188L111 184H109V185H111L112 187H109V185H106L107 188L108 187L112 188V190H108L106 188L107 190H105V192L108 193L107 191H109V192L112 191L113 194L112 193L107 194V195L112 194L111 196H109L110 199H112V198L115 199L114 197H112V196H114L115 193L118 195V196H116V198H118V197L120 198V199H118V201L120 202V205L116 206L119 204L118 201H116V203H114L115 209H117V207H118V210L121 208L120 206L122 205V203L124 204L126 202V200L129 198V196H131V198H132L131 202H133L135 200V202H133V203H135L134 205L131 203H128V204H131V207H132L130 210H128L130 208V206L125 204V207L127 206L128 207V209L126 208L127 211H131V213H132L133 207H134V209H135L134 211H136L135 214L137 213V216H139V217H137V220L139 219L138 222L140 221L141 223H139L140 226L139 225L137 226L138 222H136L137 224L135 222H133V223H131V226L129 225L128 229L132 228L131 230L133 232L132 226H135L134 231H135V228L137 226V227L141 228L142 230L139 229V231H137L138 233H136L137 236L135 235V238H132V237H134V235L132 237L130 235H128L131 237V240L126 239L128 237L127 235H125L126 236V238H125L123 235H121V232L118 233V231L121 229H118V231H116L118 228L117 227V225H118L117 221L115 222V223H117V224H115L117 228L113 229V230H112V228L115 227L114 223L108 222L107 225H105L103 222H101L102 223L101 224L100 223L101 220H99V219H101V217L100 218L98 217L99 216L98 213L94 212L95 215L93 217L92 214H94V213H91L88 206H86L87 204L85 205L84 204L85 202L82 203V201L85 200L84 198H82L83 196L78 195L75 200H77L76 202L79 205V207L81 208V206L83 204L85 205V206L83 205V207H84L83 210L78 207L80 209V210L78 209V211H80L79 213L89 212L93 218H96L95 220L98 219V222L95 223L93 221V225L91 224L92 226H94L93 227L94 230L92 229V226L90 227L91 228L90 233L92 232L91 233L92 235H94V233H96L94 235L95 237L93 236L94 238L91 235V238L93 239V240L91 239L93 241L92 244L94 245L92 250L95 249V251H93L95 254L91 256L92 260L93 259L95 260L94 261L95 263L91 261L92 264L93 263L94 264H100V263L101 264H103V263L104 264H238L239 255L241 253L251 255V257H253V258L263 257L262 255L264 254V252L263 251L260 252L261 254L259 255V253H258L259 250H258V248L256 250V245H257V242H262L264 244V134L261 132L262 131L261 129L264 127V118L262 117L264 115V112H263L264 101L262 102L264 97L262 99V97H260V95L258 96V94H259L258 91H261L262 88L264 89V85H263L264 81L257 79V78L260 79L259 74H258L259 73V68H258L259 62L261 59L264 58V56H258L257 50L254 51L255 49H253V47H252V49H253L252 53L255 52V54H251V52L249 50H248V53H250V54H248V53L245 54L246 50L241 52V51H239ZM242 48H244V49H242ZM250 48H251V46L249 47V49ZM255 48H256V46H255ZM257 48H258V46H257ZM30 49H31V47H30ZM52 50H54V48ZM31 51H32V53H31ZM40 51H42L43 53H41ZM44 51H45V53H44ZM34 54H37V56H35ZM167 54L168 53H165L166 58L169 56ZM19 55H21V56H19ZM44 55H45V57H44ZM16 56H18L19 58L18 57L16 58ZM22 56H24V57H22ZM27 56H28V58H26ZM30 57L35 58V59L31 60ZM20 58H21V60H19ZM24 58H25L26 63L29 60L30 61L34 60V63H35V61H37V64L39 66L37 64L32 63V62H31L32 64L29 63L30 61L28 62L29 64L23 63V62H25V61H22V59L24 60ZM37 58H38V60H36ZM26 59H28V60H26ZM167 61H168V59H167ZM187 62L190 64L189 61H187ZM5 63H6L5 66L7 68H4V70L2 68V71H5L4 75L6 74L7 70L11 69V71H12V68H13V66L10 67V65H9V64H11L10 60L5 62ZM51 64H52V66H51ZM54 64L57 66H53ZM8 65H9V67H8ZM42 65H44V64H42ZM183 65H185L186 70L184 69L185 67H183ZM40 66L42 68H38ZM48 66H51V67L48 68ZM32 67H33V69L35 67L34 70H36L38 68V70H36L37 73H35L34 75H33L34 71L33 70L31 71ZM53 67L56 68V69H54V71H53ZM180 67H181V69H179ZM176 68H177V70H176ZM5 69H7V70H5ZM42 69H44V70H42ZM50 69L52 70V72ZM56 70H57V72H56ZM184 70L186 73L187 72H189V73L187 75H185L186 73H184ZM30 71L32 73H30ZM58 71L61 73H59ZM181 72H182V75H180ZM7 73H9V72L7 71ZM40 73H42V74H40ZM46 73H48L49 77H46L47 76ZM51 73H52V75H51ZM56 73L59 74V76L57 74V78L59 77L58 79L55 77ZM172 73H174V75L176 77L174 75H172ZM38 74H39V76H37ZM4 75L0 76V80H2L1 78L4 77ZM183 75H185V76H183ZM15 76H17V75H15ZM50 76H52V77H50ZM180 76H182V77H180ZM5 77H7V76H5ZM21 77H22V79H21L22 81L20 80ZM40 77L42 78V81H40ZM43 77H45V78H43ZM184 77H185V79H184ZM9 79H12V78H9ZM36 79H37V81H36ZM176 79H177V81H176ZM4 80H6V78ZM253 80H254L253 85H255L254 87L258 88L256 90H254L255 88L253 87V85L251 86V82ZM205 81H206V83H204ZM256 81L257 82L260 81L259 83H257L258 86L256 84ZM8 82L10 83V81H8ZM3 83H4V81H3ZM5 83H6V81H5ZM17 83H16V86H18ZM49 83L53 84L52 85L53 88H55V85H56V88L53 89L50 87V89H49V87H47L48 86L47 84H49ZM218 83H221V81ZM42 84H43V86H42ZM204 84H206V86ZM223 84L225 87L223 86ZM1 85H2V82H1ZM188 85H190V86H188ZM183 87H186V88H183ZM188 87H189V89H188ZM191 87H193V88L191 89ZM2 88H3V86H2ZM251 88H253V89H251ZM40 89H43L44 92H43V90H40ZM181 89H183V90L181 91ZM16 90L19 91L20 89L18 90V88H17ZM252 90H254V91H252ZM17 91H14L10 97L14 96L17 93ZM185 91H187V92H185ZM31 92H35V96H33L34 94ZM39 92L42 95L41 94L39 95ZM30 93L33 94L32 95L33 97H31ZM263 94H264V90H263ZM263 94L261 93L262 96H264ZM175 95H176V97H175ZM250 95L252 98L250 97ZM189 97L191 98V100L189 99ZM249 97L251 98V100H249L250 99ZM183 98H184V100H183ZM28 99H30V100H28ZM185 99H187V100H185ZM44 100L46 101L47 104L44 102ZM18 101H20V100H18ZM28 101L31 103H29ZM42 101L45 103V107H44V105H43L44 103ZM190 101L192 103H194L195 105L194 104L192 105V103ZM34 102H36V104ZM260 102H262V105ZM33 103L35 105H33ZM41 103H43L42 104L43 106L41 105ZM187 103H189V104H187ZM27 105L29 107H31V109H29V107ZM46 106H47V108H49L51 106L50 110L52 112L50 110H47ZM258 106H260L259 109H261L260 110L261 114L259 113L260 114L259 116H261L262 118L258 117V115H257L258 113L256 114L257 117L255 115L254 111H256L255 109L258 108ZM36 107L37 108L39 107L40 109L45 108V110H43V111H46V110L48 112L50 111L49 113L47 111L43 113L44 115L50 114V116L49 115H45L44 117L42 116V118H44V121H40L41 120L40 119L41 118L40 111H42V109L41 110L38 109V110H40L39 114H38V112L36 113V111H37ZM25 108H27V109H25ZM186 108H188V109H186ZM193 108L195 109V111ZM198 108H199V110H198ZM161 109L162 110L168 109V110L160 112ZM33 111L37 114V116L35 113H33ZM53 111L55 112V114ZM62 111H63V114H62ZM28 112L30 115L35 116V120L31 119L30 116H27L28 114H26V113H28ZM20 113H23V112H20ZM22 115H24L26 117L25 118H24V116L21 117ZM39 115H40V118H38ZM71 115H73L71 117V118H73V120H70L71 118L68 119L69 121L66 120L67 117L68 116L70 117ZM79 115H80V117H79ZM92 115L96 116V114H94V112H92ZM46 116L51 117V119L49 120V118H47L48 119L47 120ZM59 116L61 118L58 119ZM148 116H151V118ZM189 116H190V118H189ZM173 117H175V118H173ZM11 118H9V119H11ZM78 118H80V119H78ZM24 119L26 121H24ZM28 119L30 120V122L27 121ZM77 119H78V121L79 120H82V121H80V123H79L77 121ZM147 119H148V121H147ZM171 119L174 121H172ZM14 120H16L19 124H17V122ZM22 120H23V122H22ZM60 120H62L66 124L65 125L62 123L64 125V127H63L64 131H63V129H60V127L62 126V124H61L62 121L60 122ZM3 121H5V120H3ZM48 121H49V123H48ZM72 121H75V122H72ZM15 122H16V124H15ZM33 122L34 123L37 122L38 124L37 123L34 124ZM42 122L46 123L45 124L46 127L43 126L44 124ZM56 122L59 124V126H58V124L56 125ZM39 123L41 124V126L43 128L40 127ZM5 124H8V125H5ZM48 124H50V125H48ZM51 124H52V126H51ZM53 124L56 125L55 127L57 129L59 128L60 131L58 130V132H61V130H62L63 133L62 132L58 133L57 129L54 127ZM71 124H74V125H71ZM11 125H14V126L17 125L20 128L19 127L16 128L17 126H15L14 127L15 130L13 131V126H11ZM22 125H25V126H22ZM27 125H29V126H27ZM33 125L34 126L37 125L36 126L37 128L36 127L34 128ZM8 126L11 127L12 130L9 131ZM30 126L33 127L34 128L33 130H36L37 132H34L33 130H31L32 132H34L32 134V132L29 131V129L31 128ZM48 126H49V128H48ZM50 127L53 129H51ZM72 127H73V129H72ZM109 127H107V128H109ZM117 127H119V125ZM46 128H47V130L48 129L53 130L52 132H49V134H48L49 136L52 133L51 136L57 138V135H58V139L56 141L53 140L54 139L53 137L50 136L51 139H49V136L45 135L46 130H44V129H46ZM98 128H100V127H98ZM102 128H104V127H102ZM112 128L114 129V126ZM112 128H110L109 130H111ZM189 128H190V130H189ZM20 129H22V130H20ZM38 129L40 130L41 133H39ZM94 129L96 130V128H94ZM126 129L128 132L126 131ZM26 130L31 134H28V132ZM41 130L44 132H42ZM55 130L57 133H55ZM66 130H68V132H71V134H73V135H71L70 133H67ZM107 130L108 129H105L106 132H107ZM23 131H26L25 134L23 133ZM103 131H104V129H103ZM125 131L128 133V135H127V133H125ZM134 131H136V132H134ZM170 131H171V134H170ZM98 132L100 133L99 134L100 136L103 135L101 133L102 129H101V132L100 131H98ZM106 132H104L105 135H106ZM109 132H111V131H109ZM116 132L114 133V131H113L111 133H114V135L116 136ZM256 132H257V135L262 137V138L255 139L254 135ZM11 133H13V134H11ZM15 133L17 135V138L14 137V136H16V135H14ZM18 133H20V134L22 133L23 134L22 136L26 135V137H24V138H22L21 136L19 137ZM123 133H124V135H123ZM258 133H260V134H258ZM34 134L36 135L35 137L32 136ZM68 134H69V136H68ZM262 134H263V136H261ZM2 135H4V134H2ZM30 135H31V137H30ZM70 135H71V137H70ZM87 135H85V137H87ZM114 135L112 134V136H114ZM182 135H184V136H182ZM257 135H255V136L258 137ZM40 136L45 137V141L42 144H45L46 141L48 140L47 144H49V146L47 144L43 145L44 148H42V146H40V145H42L40 143L43 142V139H44V138L42 139V137H40ZM46 136L48 137V139ZM62 136H64V137L68 136V139L69 138L71 139V140L69 139L70 142H68L66 140V138H65L66 141L64 142L63 141L64 137H62ZM108 136H109V134H107V138H108ZM112 136L110 135L109 138H111ZM142 136H143V138H142ZM2 137L3 136H1L0 138H2ZM36 137H38V138H36ZM103 137H104V135H103ZM103 137H101V138H103ZM180 137L181 138L183 137V138L180 139ZM187 137H190V139H188ZM4 138L7 139L6 137H4ZM60 138L62 140H59ZM122 138H120V139H122ZM130 138H131V140H130ZM3 139H2V141H4ZM37 139H38V141H36ZM87 139H89V138L87 137ZM90 139H91V137H90ZM113 139L110 142H112ZM120 139H118V140H120ZM58 140L60 142H58ZM82 140H83V142H81ZM102 140H104V139H102ZM0 141H1V139H0ZM53 141H55V143H57V144H55ZM114 141H115V139H114ZM94 142H96V141H94ZM103 142H105V144H106V141H103ZM52 143H54V144L52 145ZM60 143H61V145L59 147L58 144H60ZM117 143H115V144H117ZM2 144H3V142H2ZM4 144H6L5 141H4ZM35 144H36V146H35ZM95 144L96 143H94L93 147L94 146L96 147V150H98L97 153L101 152L100 150L102 148L100 146L97 148V145H95ZM111 144H112L111 146L115 145L113 142ZM0 146H1L0 147V149H1L3 145H0ZM4 146H6V145H4ZM9 146H10V148H9ZM37 146L44 149V151L41 150V148H38ZM81 146H83V147H81ZM88 146H91V144ZM111 146L109 144L110 148H111ZM118 146H120V144H117L116 146L112 147L114 149V150L113 149L112 150L115 152L111 151L110 148H109V150L107 149V151L114 153L113 154V160H116L114 156L117 155L116 158H118V155H120V154L116 153V152L120 153L119 151H121L119 148L118 149L115 148ZM49 147L50 148L56 147L59 149L54 148L55 150L53 152V151H51L53 149H50ZM80 147H81V149L82 148H84V149L81 150ZM95 147L94 148L90 147V148L92 150H94ZM107 147L108 146H106V148ZM122 147L120 146L121 149H122ZM36 148H38V149H36ZM99 148H101V149H99ZM103 148L104 149H102V153H104L103 152L104 150L106 151V148L104 146H103ZM124 148L121 151L122 153H123V151L126 152V150ZM45 149H49L50 152L46 150L48 153H44V152H46ZM77 149H75V150H77ZM3 150L1 149L2 155H0V161L6 159L8 157L7 156L6 158H4L5 157L4 155H6V154L3 155ZM36 150H38V151H36ZM116 150H118V151H116ZM7 151H9V150H7ZM7 151H6V153H7ZM33 151H34V154H33ZM80 151H78L79 154H80ZM52 153H56L57 155L52 154ZM82 153H84V154H82ZM91 153H93L94 156L97 154L96 152H95V154H94V152H91ZM41 154H42V156H41ZM58 154H59V156H58ZM81 155H80V157H82ZM101 155H103V154H101ZM2 156H4L3 157L4 159H2ZM13 156H11L10 159ZM48 156H49V158H48ZM94 156H93V158L96 157V156L95 157ZM106 156H108V154ZM111 156H112V154L110 153L109 157H111ZM23 157L25 159L24 162L22 160ZM25 157H27V158H25ZM91 157L92 156H90V158ZM46 158H48V160ZM106 158H108V157H106ZM38 159H40V160H38ZM44 159H46L47 161ZM41 160H43L44 162ZM88 160H89V158H88ZM128 160H130V161L128 162ZM8 162H9V160L7 162L0 163V165L2 166L3 164L6 163L5 166L8 167V164H7ZM25 162H27V164L29 163V165H26ZM45 162H47V163H45ZM9 163H11V164L13 163L12 159H11V162H9ZM118 163H120V161ZM11 164L9 166H12ZM22 164H23V166H22ZM41 164L43 167L48 165V167L51 168L50 170H52L53 172H51V173L49 171L45 172V169L43 171V168H41ZM121 164H122V162H121ZM36 165H38V166H36ZM13 167H14V165H13ZM48 167H46L47 170H49ZM4 168L2 166V169H4ZM14 168H16V167H14ZM6 170H8V168ZM6 170H4V171H6ZM16 170H18V168H16ZM20 170H18L19 174L21 173ZM38 170L40 171L39 173H38ZM125 170H127V171H125ZM4 171H1V172L3 173ZM14 172L16 173V171H14ZM43 172H45V173L43 174ZM6 173H8V172H6ZM119 173H117V174H119ZM127 173L129 175L126 176ZM1 174H0V179H1ZM9 174H10V171H9ZM45 174L47 175L46 177H45ZM2 175H3V178L0 181L1 182L0 185H2L4 183V185L6 187L8 186L7 188L9 190L11 188V191H9L3 185L4 186V187L2 186L3 189L4 190L6 189L5 192L6 193L7 192L12 193L13 189H14L12 187L14 184V182H13L14 177L12 179L9 175V178H8L7 174H5V173ZM124 175L127 177L126 178L127 180L125 178H124V180H125V182L127 181L128 186H126L127 184L124 183V181H122V183H120L121 181H118L119 179L122 180L123 179L122 176H124ZM32 176H30V178ZM107 176L108 177L111 176V179L109 178L108 181L113 180L112 175H107ZM28 177H29L28 175L20 177V178H22V180L26 179L27 183L25 181V184L22 185V183H24V181H23V182H21V184H18V185L19 186L20 185L25 186L26 189L27 188L29 189L30 186H31V188H34L33 187L34 181L31 180L30 178L27 179ZM10 178H11V180H10ZM41 178L42 179L44 178L45 180L41 181ZM32 179H34V177ZM37 179L35 180L36 182L38 181ZM50 180L54 181L55 179L51 178ZM20 181H21V179H20ZM31 181H32V183H31ZM50 182L48 180V183H50ZM11 183H13V184H11ZM108 183H110V181ZM117 183H115V184H117ZM119 183H120V186H119ZM129 183L132 186L129 185ZM40 184L37 183V186L39 187ZM113 184H114V180H113ZM50 185L51 186L49 188L50 189L52 188L51 189L52 191L53 190L58 191V189H54L55 185H54V187H53L52 183H50ZM124 185L126 187L130 186L129 189L132 188L131 190H129V191H132V193L129 192V193H131V195H129V194H128V196L123 195V193L125 191H126L125 195L128 192L127 191L128 189L126 190L125 189L126 187L124 188ZM46 186H47V184H46ZM2 187H0V189H2ZM14 187H16V185ZM25 187L24 188L19 187V188L25 189ZM41 187H43V186H41ZM41 187H39L40 190H42ZM45 187H43V190L45 189ZM119 187H120V189L122 188L125 191L123 192L122 189H121L122 190L121 191L120 189H118ZM36 189L38 191V188H35V190ZM30 190L31 189H29V191L27 190V192H31V193H33V195L35 194L34 195L35 197H37V196L39 197V195H40V193L38 194L39 191L37 192L33 189V191L37 193L36 194ZM45 190L43 191L44 192V194L42 195L43 198H44V195H45V197H49V196L52 197L53 194H56V196H57V193H59L57 191H56V193H54V191L52 193V191L51 190L49 191V189L46 191ZM25 191L26 190H24L23 192H25ZM27 192H25V193H27ZM31 193H28V194L30 195ZM45 193H47V194L49 193L48 196H46L47 194H45ZM106 193L103 192V194H105V196H106ZM119 193H122V195L125 197L126 200H124V202H121L122 196H120ZM26 195L27 194H25V196H23V197H26ZM33 195H31V196H33ZM42 196L40 195V199L38 197L36 199L34 197H32L34 199H33V202H31V203H34V201L36 202L37 199H39L43 202L44 199L43 198L41 199ZM97 196H99V195H97ZM54 197H55V195L53 196L52 199H55L59 196H57L55 198ZM109 197L107 196V198H109ZM124 197H123V199H124ZM133 197H135V198H133ZM28 198H29L28 195H27V198H24L25 200L28 201V202H25L26 204L29 203V200H32V199H30L31 197L29 198V200H28ZM46 199L47 198H45V201L43 203H45L47 201ZM57 199L55 200V202H54V200H52L51 203L57 204L56 201L59 202V200H57ZM81 199H83V200H81ZM130 199H129V201H130ZM38 201H37V203H38ZM41 201H40V203H41ZM48 201L50 203L51 200H48ZM37 203H36V206L39 207V209H40L41 208L40 204L38 203L39 204V206H38ZM43 203H42V205H43ZM80 203H82V204H80ZM52 205H50V206L52 207ZM30 206H31V204H30ZM34 206H33V208H30V209L31 210L34 209V214H36L37 213L36 211H38L39 209L36 210L37 207L35 208ZM52 208H53L52 211L58 210V212H59V208L56 207V205L53 206ZM85 210L86 211L89 210V211L86 212ZM118 210L114 211V214H113L114 216H115V214H117ZM121 211H122V208H121ZM124 211L126 212V214L128 213L125 209H124ZM25 213H27V212H25ZM38 213H39V211H38ZM41 213H42V211H41ZM50 213H51V210H50ZM83 213H82V215H83ZM119 213L117 214L116 217L121 219L123 222L125 221V223H123L125 225H123L122 223L120 224L121 227H122V225H123V227L128 226L127 224L130 221H132V219H130L131 217L128 219V215H126L124 212H123L124 213L123 216H122V213L121 214H119ZM29 214H30V216L32 215L31 213H27L28 217H29ZM96 214H97V216H96ZM6 215H8V214L6 213ZM24 215H26V214H24ZM33 215L31 218H29L31 221L28 218H27L28 221H26V222H28L26 230L30 234L31 237L38 236L39 234L37 232L36 233L38 235H36L35 232H33L35 234L32 233L33 234L32 235L31 232L35 231V230L36 231L42 230V228H43L42 224L45 223V222H43V223L41 222L43 219L42 218L40 220V222L42 224L40 223L41 225H39L38 228H37V226H35L37 229H40V227H41V229L40 230H37V229L34 230L33 228H34L35 223L33 224V226H31V225H32L33 221L34 222L36 221V219H35L36 215H34V216ZM118 215H119V217H118ZM3 216H4V214L0 217L1 221L3 220V218H2ZM120 216H122L124 218L127 217V220L126 219L124 220V218L123 219L120 218ZM9 217H11V216H9ZM42 217H43V215H42ZM116 217H115V219H116ZM134 217H136V216H134ZM5 218H6V216H5ZM37 218H38L37 220H39V218H41V217L37 215ZM11 219H14V218H10L9 220L7 218V221L10 222ZM27 219H25V220H27ZM5 220H3L2 222L0 221V226L2 224V226L0 227L1 231L2 230L4 231V227H6L5 224L7 223V221L5 223ZM128 220H129V222H128ZM13 221H15V219ZM43 221H44V219H43ZM83 221H85V220H83ZM126 221L128 223H126ZM11 222H12V220H11ZM13 223H15V225H12ZM13 223H11V226L17 225L16 222H13ZM38 223H39V221H38ZM28 224H30V225H28ZM110 224H111V228H110V226H108ZM11 226H10V228H11ZM18 226L20 227V225H17V227ZM105 226H108L109 228L106 227V229H105ZM30 227H33V228L31 229ZM1 228H3V229H1ZM7 228H8V225H7ZM13 228H16V227H12L11 229H9L12 231H10V232L7 231V232H9L10 234L13 233V230H14ZM28 228H30V229H28ZM107 228H108V230L109 229L110 230L108 231ZM45 229H46V227H45ZM128 229H127L128 234H131L132 232L130 233L129 232L130 230L128 231ZM16 230L17 229L14 230V236H15V233L17 232ZM30 230H31V232H30ZM122 230H124V229H122ZM136 230H138V229L136 228ZM93 231H95V232H93ZM110 231H114V232L116 231V234H120L121 235V236H119L120 241H118L119 237L114 234V236L116 238L115 239L114 236L112 235L114 232H110ZM2 232H0V233L2 234ZM87 232H89V231H87ZM4 233H6V232L4 231ZM4 233H3V236L6 235ZM44 234L40 235V236L42 238H44ZM108 234H109V236H108ZM9 235H7V236H9ZM110 235H111V237H110ZM1 236L2 235H0V237ZM12 236L13 235L11 234V237ZM121 237L123 238L122 240H121ZM130 237H128V238H130ZM1 239H3V237ZM38 239H40V238H38ZM132 239H134V240H132ZM116 240L118 243L116 242ZM36 242H38V241H36ZM95 242H98V244ZM39 244H40V240H39ZM104 246H106V248L108 249L106 251V252H108L107 255H105L106 253L103 250V248L106 249ZM118 246H119V248H118ZM114 248L116 249V251ZM117 249H118V251H117ZM99 250H102V251H99ZM103 251H104V255L101 254V252H103ZM255 251H257V252H255ZM108 255H109V257H108ZM257 255H259V257ZM99 258L102 260H100ZM105 258H107V259H105ZM99 261H100V263H99Z\"/></svg>", "mask_w": 264, "mask_h": 264}, {"label": "crops", "instance_id": "0c3cea01", "mask_svg": "<svg viewBox=\"0 0 264 264\" xmlns=\"http://www.w3.org/2000/svg\"><path fill=\"white\" fill-rule=\"evenodd\" d=\"M259 77H260V79L259 78H257L258 80H263L264 81V58L263 59H261L260 60V62H259ZM263 112H264V105H263Z\"/></svg>", "mask_w": 264, "mask_h": 264}]
</instances>
